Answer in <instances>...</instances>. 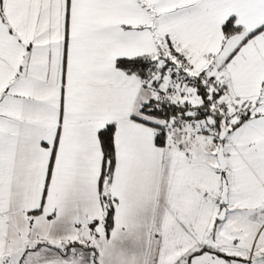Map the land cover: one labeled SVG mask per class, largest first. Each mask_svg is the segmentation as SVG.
I'll return each mask as SVG.
<instances>
[{"label": "snow or ice", "instance_id": "snow-or-ice-1", "mask_svg": "<svg viewBox=\"0 0 264 264\" xmlns=\"http://www.w3.org/2000/svg\"><path fill=\"white\" fill-rule=\"evenodd\" d=\"M0 264H264V0H0Z\"/></svg>", "mask_w": 264, "mask_h": 264}]
</instances>
